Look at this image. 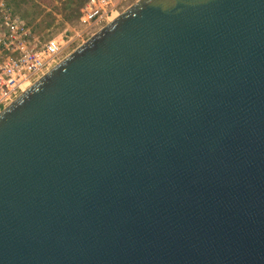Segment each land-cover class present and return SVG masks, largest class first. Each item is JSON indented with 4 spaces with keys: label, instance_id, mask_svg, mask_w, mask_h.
I'll return each instance as SVG.
<instances>
[{
    "label": "water",
    "instance_id": "water-1",
    "mask_svg": "<svg viewBox=\"0 0 264 264\" xmlns=\"http://www.w3.org/2000/svg\"><path fill=\"white\" fill-rule=\"evenodd\" d=\"M0 264H264V0H139L3 109Z\"/></svg>",
    "mask_w": 264,
    "mask_h": 264
},
{
    "label": "built area",
    "instance_id": "built-area-1",
    "mask_svg": "<svg viewBox=\"0 0 264 264\" xmlns=\"http://www.w3.org/2000/svg\"><path fill=\"white\" fill-rule=\"evenodd\" d=\"M0 0V112L81 45L139 0H87L68 33L41 40Z\"/></svg>",
    "mask_w": 264,
    "mask_h": 264
},
{
    "label": "rangeland",
    "instance_id": "rangeland-1",
    "mask_svg": "<svg viewBox=\"0 0 264 264\" xmlns=\"http://www.w3.org/2000/svg\"><path fill=\"white\" fill-rule=\"evenodd\" d=\"M86 1L9 0L8 4L36 36L41 40H47L68 33L76 26L80 9ZM79 46L69 49L68 55Z\"/></svg>",
    "mask_w": 264,
    "mask_h": 264
}]
</instances>
